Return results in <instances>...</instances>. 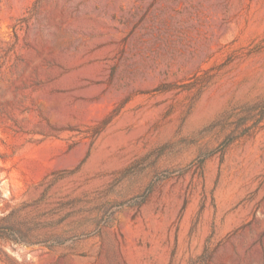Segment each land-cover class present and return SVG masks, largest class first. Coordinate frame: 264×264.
Here are the masks:
<instances>
[{
	"label": "rangeland",
	"instance_id": "1",
	"mask_svg": "<svg viewBox=\"0 0 264 264\" xmlns=\"http://www.w3.org/2000/svg\"><path fill=\"white\" fill-rule=\"evenodd\" d=\"M0 264H264V0H0Z\"/></svg>",
	"mask_w": 264,
	"mask_h": 264
}]
</instances>
